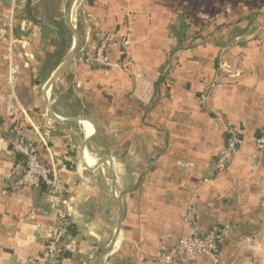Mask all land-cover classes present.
Segmentation results:
<instances>
[{
	"label": "crops",
	"instance_id": "0c3cea01",
	"mask_svg": "<svg viewBox=\"0 0 264 264\" xmlns=\"http://www.w3.org/2000/svg\"><path fill=\"white\" fill-rule=\"evenodd\" d=\"M65 1L58 17V4L17 0L10 49L11 0H0V264L42 251L59 203L72 229L49 264H157L156 253L192 228L215 225L228 228L219 264H264L254 150L264 128V0H70L67 24ZM103 39L113 61L127 40L129 64H83ZM227 124L241 127L243 143L216 172ZM14 129L54 168L61 199L44 185L9 187L22 173Z\"/></svg>",
	"mask_w": 264,
	"mask_h": 264
},
{
	"label": "built area",
	"instance_id": "2783aa9c",
	"mask_svg": "<svg viewBox=\"0 0 264 264\" xmlns=\"http://www.w3.org/2000/svg\"><path fill=\"white\" fill-rule=\"evenodd\" d=\"M17 4V0H11L10 15L4 25L10 32L7 39L10 49L13 46L12 20ZM0 39H2L1 34ZM107 44L108 40L103 39L93 53L86 54L83 51L81 57L82 63L91 68L106 70L123 68L129 64V61L123 64L118 61H111L106 54ZM123 45L127 46L128 41L124 40ZM210 94V91L201 94L199 98L201 105L207 107ZM223 135V148L219 151L213 163V168L216 172H223L230 166L234 158L238 155L243 143L241 130L237 126L227 124L223 127ZM10 147L11 151L21 158L22 173L9 187L13 190H19L35 189L44 185L58 199H61L63 186L56 176L54 168L45 165L38 159L36 145L29 143L25 139L22 131L14 129L13 136L10 139ZM254 150L259 155L263 171L260 190L261 209L264 212V128L255 141ZM69 225L68 218L59 203L55 209L52 235L44 245L42 251L27 259L23 264H49L51 256L57 252L60 241L68 234ZM227 233L228 228L220 225H215L201 233L196 231L195 228H192L189 234L179 237L174 246L156 253L154 260L157 264H192L199 257L206 256L210 258L211 264H218L217 250Z\"/></svg>",
	"mask_w": 264,
	"mask_h": 264
},
{
	"label": "water",
	"instance_id": "95a60500",
	"mask_svg": "<svg viewBox=\"0 0 264 264\" xmlns=\"http://www.w3.org/2000/svg\"><path fill=\"white\" fill-rule=\"evenodd\" d=\"M69 2H70V0H66L65 1L64 9H63V14H62L63 21H65L66 24H67V22H66V17H67L66 8H67ZM67 29H68L70 35L73 37V40H74V43H75L76 47L78 48L79 47L78 37L75 34H73V32L71 31L70 28H67ZM74 58H75V53L71 54L69 56V58L51 75V77L46 82V84L44 85V87L45 88L49 87L55 81V79L58 77V75L60 74V72L63 71L67 67V65L70 64L71 61H73Z\"/></svg>",
	"mask_w": 264,
	"mask_h": 264
},
{
	"label": "trees",
	"instance_id": "16d2710c",
	"mask_svg": "<svg viewBox=\"0 0 264 264\" xmlns=\"http://www.w3.org/2000/svg\"><path fill=\"white\" fill-rule=\"evenodd\" d=\"M180 16V18H181V20L183 21V22H185V21H187V19H188V14H186V13H182L181 15H179ZM186 31H188V25H186V22L183 24V27H182V34H184V33H186ZM106 54H107V52H106ZM120 54H121V57H122V59L121 60H118V62H120V63H126L127 62V58H126V46H124L123 45V42H122V44H121V49H120ZM108 55V54H107ZM108 57H109V55H108ZM110 58V57H109ZM110 60H111V58H110ZM111 61H113V60H111ZM113 62H115V61H113ZM209 90H207L206 92H203V93H207ZM203 93H201V94H203ZM201 94L199 95V96H201ZM210 97H211V94H210ZM210 97H209V100H210ZM200 98V97H199ZM208 103H209V101H208ZM236 126V125H235ZM237 127H239V129L241 130V137H242V140H243V133H242V129H241V127L240 126H237ZM235 159V158H234ZM233 162V161H232ZM72 229V226L71 225H69L68 226V232L70 231ZM224 240V239H223ZM222 244V243H221ZM221 244H220V246H221ZM219 246V247H220ZM217 255H218V252H217ZM201 257H206V256H201ZM200 258V257H199ZM198 258V259H199ZM208 259H209V264H211V260H210V258L209 257H207ZM196 261H197V259H196ZM195 261V262H196ZM194 262V263H195ZM194 263H192V264H194ZM218 264H219V258H218Z\"/></svg>",
	"mask_w": 264,
	"mask_h": 264
},
{
	"label": "rangeland",
	"instance_id": "374dc122",
	"mask_svg": "<svg viewBox=\"0 0 264 264\" xmlns=\"http://www.w3.org/2000/svg\"><path fill=\"white\" fill-rule=\"evenodd\" d=\"M64 0H37V2L35 3L36 5L39 6V8H41L43 6V4L47 3L48 5H54V4H58V13L55 16L60 17V10H61V3ZM45 6V5H44ZM57 8V5H56ZM36 18L40 19L41 21H46L48 23L52 22V18H50L49 14H43V12L39 13L38 15H36ZM64 42L67 44L69 42H71V37L68 36L69 38H67V35L64 34ZM66 39V40H65ZM65 45V44H64Z\"/></svg>",
	"mask_w": 264,
	"mask_h": 264
},
{
	"label": "bare ground",
	"instance_id": "6f19581e",
	"mask_svg": "<svg viewBox=\"0 0 264 264\" xmlns=\"http://www.w3.org/2000/svg\"><path fill=\"white\" fill-rule=\"evenodd\" d=\"M73 7H74V6H73ZM76 12H77V10H76ZM75 49H76V47L74 46V47L72 48V53L75 52Z\"/></svg>",
	"mask_w": 264,
	"mask_h": 264
}]
</instances>
